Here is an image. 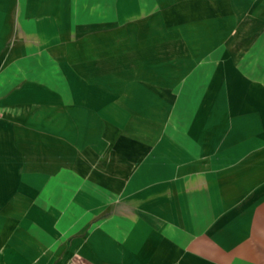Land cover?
Listing matches in <instances>:
<instances>
[{"label":"crops","instance_id":"0c3cea01","mask_svg":"<svg viewBox=\"0 0 264 264\" xmlns=\"http://www.w3.org/2000/svg\"><path fill=\"white\" fill-rule=\"evenodd\" d=\"M221 1L0 0V264H264V106L237 130L214 86L185 143L154 132L157 61Z\"/></svg>","mask_w":264,"mask_h":264},{"label":"rangeland","instance_id":"374dc122","mask_svg":"<svg viewBox=\"0 0 264 264\" xmlns=\"http://www.w3.org/2000/svg\"><path fill=\"white\" fill-rule=\"evenodd\" d=\"M204 12L203 31L188 45L173 46L171 55L156 63V100L167 104L156 110L157 139L172 134L183 143L184 135L189 137L197 125L198 105L215 96L212 87L223 85L236 90L234 128L256 130L258 110L244 108L264 106V0H224ZM192 63L195 68L187 70ZM87 117L95 123L90 133L97 146L100 109L89 110ZM88 146L76 147L77 188L99 177L98 152L88 153ZM91 192L98 194L95 189Z\"/></svg>","mask_w":264,"mask_h":264},{"label":"built area","instance_id":"2783aa9c","mask_svg":"<svg viewBox=\"0 0 264 264\" xmlns=\"http://www.w3.org/2000/svg\"><path fill=\"white\" fill-rule=\"evenodd\" d=\"M2 117V110H1V107H0V118Z\"/></svg>","mask_w":264,"mask_h":264}]
</instances>
